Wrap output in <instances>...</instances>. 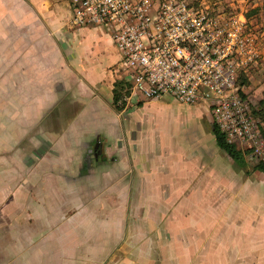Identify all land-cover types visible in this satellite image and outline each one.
I'll return each instance as SVG.
<instances>
[{
	"label": "crops",
	"instance_id": "0c3cea01",
	"mask_svg": "<svg viewBox=\"0 0 264 264\" xmlns=\"http://www.w3.org/2000/svg\"><path fill=\"white\" fill-rule=\"evenodd\" d=\"M70 16L68 0H0V264H264V172L204 163L202 111L199 136H171L159 99L116 109L120 54Z\"/></svg>",
	"mask_w": 264,
	"mask_h": 264
},
{
	"label": "built area",
	"instance_id": "2783aa9c",
	"mask_svg": "<svg viewBox=\"0 0 264 264\" xmlns=\"http://www.w3.org/2000/svg\"><path fill=\"white\" fill-rule=\"evenodd\" d=\"M68 2L73 27H101L119 52L125 99L203 104L228 141L264 158L262 132L236 85L255 54L242 20L207 0Z\"/></svg>",
	"mask_w": 264,
	"mask_h": 264
},
{
	"label": "rangeland",
	"instance_id": "374dc122",
	"mask_svg": "<svg viewBox=\"0 0 264 264\" xmlns=\"http://www.w3.org/2000/svg\"><path fill=\"white\" fill-rule=\"evenodd\" d=\"M207 1H210L212 4L215 3L216 8L222 9L235 18L242 20L241 26L244 30L243 34H249L252 37L255 54L248 66L237 73L236 85L238 86L239 96H241L243 100H246L249 111L257 121L260 132L262 131V133H264V0ZM125 95L120 98L119 105L135 104L134 101L128 102L124 97ZM158 101L159 105H163L155 107L158 105L157 103H149L153 121L156 125L155 128H161L164 133L166 132L171 136H180L183 135V133L186 135L190 133L193 136H199L202 128H200L198 122L194 120V116H198L197 112H204L202 113L203 132L205 133L206 131L209 133V142L201 141L200 143L204 163L211 161L215 164L217 160L219 169H229L227 166H224V160L222 158V154L227 155V153L216 144L212 131L210 130V128L212 129V117L211 119L209 118L211 121L208 120L209 122H207L206 120L209 114L207 115L208 110H206L205 105L198 104L195 111H190L187 109L186 103H178L169 96L162 97ZM195 145L199 147L197 144ZM236 147L240 148L242 146L237 144ZM217 149H219L220 152L217 151ZM215 152H218V156H216ZM245 159L246 166L244 168L249 171L255 170L252 167L260 160H264L258 153H256V155H250L249 150L245 152ZM236 167H238V165H235V168ZM205 174L200 177L201 183L205 180ZM252 178L253 182L257 180L255 176H252ZM255 183L257 184V182ZM217 189L218 191L216 193H211L210 189H207L205 193H207V198L209 200H218L219 212L224 214L226 211V190L221 184L217 185ZM254 195L257 196V192L251 193V197H254ZM253 204H255V206L252 207ZM250 206L252 210L255 211L254 220H257L256 217L259 206L256 205V203H252ZM219 220H226V216L220 215ZM236 220L243 219L236 218Z\"/></svg>",
	"mask_w": 264,
	"mask_h": 264
},
{
	"label": "trees",
	"instance_id": "16d2710c",
	"mask_svg": "<svg viewBox=\"0 0 264 264\" xmlns=\"http://www.w3.org/2000/svg\"><path fill=\"white\" fill-rule=\"evenodd\" d=\"M129 85L130 84L123 78L114 81L112 103L116 109H120L121 107H123L118 103L123 95L129 93ZM212 132L214 134L217 145L222 148L236 162L239 167L244 168L246 166L244 151L241 148L236 147L234 143L228 141L224 132L218 127L215 122H212ZM262 135L264 136V133H262ZM252 168L264 172V160H260Z\"/></svg>",
	"mask_w": 264,
	"mask_h": 264
},
{
	"label": "flooded vegetation",
	"instance_id": "af4514ba",
	"mask_svg": "<svg viewBox=\"0 0 264 264\" xmlns=\"http://www.w3.org/2000/svg\"><path fill=\"white\" fill-rule=\"evenodd\" d=\"M90 152H87V158H89V156L94 157L95 159L98 158V154H99V147L97 145V142H93L92 146L90 147Z\"/></svg>",
	"mask_w": 264,
	"mask_h": 264
},
{
	"label": "water",
	"instance_id": "95a60500",
	"mask_svg": "<svg viewBox=\"0 0 264 264\" xmlns=\"http://www.w3.org/2000/svg\"><path fill=\"white\" fill-rule=\"evenodd\" d=\"M92 156H89V159L91 158ZM94 158V157H93Z\"/></svg>",
	"mask_w": 264,
	"mask_h": 264
}]
</instances>
